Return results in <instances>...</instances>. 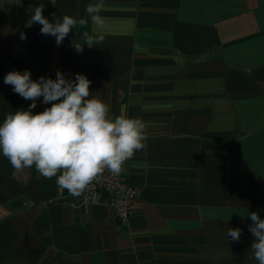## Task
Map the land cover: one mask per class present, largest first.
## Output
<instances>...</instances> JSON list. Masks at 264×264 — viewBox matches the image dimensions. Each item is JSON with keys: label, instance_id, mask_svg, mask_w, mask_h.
Returning a JSON list of instances; mask_svg holds the SVG:
<instances>
[{"label": "crops", "instance_id": "obj_1", "mask_svg": "<svg viewBox=\"0 0 264 264\" xmlns=\"http://www.w3.org/2000/svg\"><path fill=\"white\" fill-rule=\"evenodd\" d=\"M95 2L0 0V123L31 104L8 72L86 75L112 115L147 124L127 168L132 213L118 223L105 201L66 202L55 178L0 154V264H258L247 215L264 219V0H104V27L89 20L60 46L26 26L34 6L55 22Z\"/></svg>", "mask_w": 264, "mask_h": 264}, {"label": "clouds", "instance_id": "obj_2", "mask_svg": "<svg viewBox=\"0 0 264 264\" xmlns=\"http://www.w3.org/2000/svg\"><path fill=\"white\" fill-rule=\"evenodd\" d=\"M43 9V4L29 9L33 14L26 26L38 23L41 34L54 37L57 46L89 20L94 30L105 25L101 15L104 0L86 5L87 17L64 15L55 22L43 15ZM83 37L89 47L100 42L88 32ZM26 38L21 32L20 39ZM83 45L72 41L77 52H83ZM3 82L31 104L27 110L6 114L0 123V154L16 170L34 168L46 179L55 178L58 189L70 197H80L106 172L119 176L125 164L146 147V122L141 117L112 115L110 105L91 91L92 81L84 74L76 73L73 79L57 69L55 79L41 76L33 80L30 70H14L4 76ZM41 97L42 103L51 106L33 112ZM247 217L253 236L251 258L264 264V219L258 212H249ZM241 231L228 228L227 240L238 241Z\"/></svg>", "mask_w": 264, "mask_h": 264}, {"label": "built area", "instance_id": "obj_3", "mask_svg": "<svg viewBox=\"0 0 264 264\" xmlns=\"http://www.w3.org/2000/svg\"><path fill=\"white\" fill-rule=\"evenodd\" d=\"M133 158L125 164L124 171L119 176L106 172L94 182L90 189L80 196L82 203L90 205L105 201L111 208L114 219L118 223H124L131 215L138 195L136 188L129 182L127 174L128 165ZM58 197L71 198L66 191L61 190L58 192ZM103 197L106 200H102Z\"/></svg>", "mask_w": 264, "mask_h": 264}, {"label": "water", "instance_id": "obj_4", "mask_svg": "<svg viewBox=\"0 0 264 264\" xmlns=\"http://www.w3.org/2000/svg\"><path fill=\"white\" fill-rule=\"evenodd\" d=\"M66 202H72L76 205H81L82 204V199L81 197H78V198H71V199H68V200H65Z\"/></svg>", "mask_w": 264, "mask_h": 264}]
</instances>
